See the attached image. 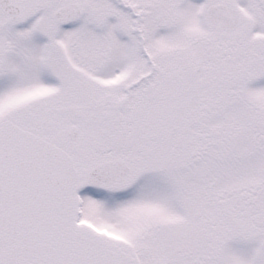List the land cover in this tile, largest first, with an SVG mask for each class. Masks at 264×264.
Wrapping results in <instances>:
<instances>
[{
  "label": "snow or ice",
  "instance_id": "6c2138e0",
  "mask_svg": "<svg viewBox=\"0 0 264 264\" xmlns=\"http://www.w3.org/2000/svg\"><path fill=\"white\" fill-rule=\"evenodd\" d=\"M0 264H264V0H0Z\"/></svg>",
  "mask_w": 264,
  "mask_h": 264
}]
</instances>
